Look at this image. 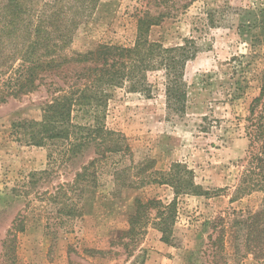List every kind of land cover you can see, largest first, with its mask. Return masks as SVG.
I'll use <instances>...</instances> for the list:
<instances>
[{
    "label": "rangeland",
    "instance_id": "rangeland-1",
    "mask_svg": "<svg viewBox=\"0 0 264 264\" xmlns=\"http://www.w3.org/2000/svg\"><path fill=\"white\" fill-rule=\"evenodd\" d=\"M67 1V16L76 23L68 51L85 52L100 42L130 45L136 18L148 8L156 13L153 0ZM254 1L197 0L150 28L149 39L164 46L191 37L200 50L185 65L188 95L183 113L166 108L156 75L149 77L154 85L150 97L125 89L113 92L105 125L121 132L130 146L128 155L115 156L122 171L117 181L107 166L97 186L77 197L69 190L59 194V186L71 182L93 156L92 149L85 147L65 161L53 160V147L25 144L12 134L13 120L40 119L41 107L51 97L53 74L33 92L0 103V264H264V255L251 254L245 236L232 224L259 208V194L231 200L248 145L243 118L258 94L254 75L256 52L264 53V12L241 13L237 21L230 13ZM51 2L37 0L46 15L55 10ZM207 5L225 6L215 27L204 25ZM254 21L257 26L242 35L237 32L239 22ZM233 56L247 65V86L241 97L229 102L221 87L228 77L223 79L219 69ZM204 115L221 119L220 126L203 129ZM175 162L184 164L209 194L176 196L169 243L161 239L156 209L143 210L135 233L126 232L136 200L173 201L174 189L161 182V176ZM65 197L75 198L68 214ZM218 218H224L223 231Z\"/></svg>",
    "mask_w": 264,
    "mask_h": 264
},
{
    "label": "trees",
    "instance_id": "trees-1",
    "mask_svg": "<svg viewBox=\"0 0 264 264\" xmlns=\"http://www.w3.org/2000/svg\"><path fill=\"white\" fill-rule=\"evenodd\" d=\"M195 1L153 0L156 13L148 8L136 18V34L132 44L100 42L94 49L81 52L68 51L76 27V23L66 13L70 2L52 0L50 6L53 4L55 10L46 15L44 8V12H41L37 0H0V103L33 92L46 76L53 74L51 97L42 105L40 119L13 120L12 134L17 141L25 144L53 147V160L65 161L85 147L92 149L93 156L80 166L71 182L59 186V194L65 195V190H69L77 197V193L97 186L99 173L107 166L113 169L114 180L119 179L121 161L115 156L125 157L130 153V146L121 132L105 125L108 101L116 90L125 89L150 97L154 85L149 77L156 75L161 78L166 108L175 113L185 111L188 95L184 81L185 65L196 56L200 48L191 37L183 38L182 42L175 45L164 46L149 39L148 33L152 26L174 17V12L186 10ZM263 3L264 0H255L247 8L235 9V12L230 13L231 19L237 21L241 13L250 15L264 12ZM46 6L49 4H44ZM221 8L207 5L203 12L205 26L215 27L219 23L225 12V6ZM253 26H257V21L249 24L239 22L235 27L242 35ZM256 56L259 61L254 79L258 94L251 99L248 113L243 118L248 145L231 200L259 194V208L234 219L232 224L238 233L245 236V248L251 254L262 257L264 53L261 55L256 52ZM246 68L247 65L235 56L222 64L219 72L223 79L228 77V84L221 85L225 101L231 102L244 94L247 86ZM201 120L205 122L203 129L206 130L213 125L218 128L221 124V119L214 115H204ZM161 182L174 189L173 201L164 204L154 199H147L146 202L136 200V212L130 216V228L126 232L135 233V224L141 220L143 210L156 209L161 220L158 226L161 239L169 243L176 196L184 193H209L193 181L191 171L181 162H175L168 172L162 174ZM53 199L56 197L53 196ZM65 200L70 203L69 208L64 207L68 214L69 209H74L72 204H75V198L65 197ZM218 221L222 222L223 231L224 218H218ZM216 225L213 224V227Z\"/></svg>",
    "mask_w": 264,
    "mask_h": 264
}]
</instances>
